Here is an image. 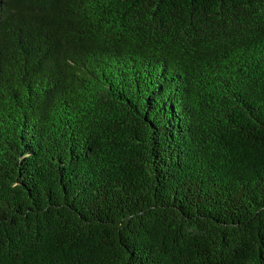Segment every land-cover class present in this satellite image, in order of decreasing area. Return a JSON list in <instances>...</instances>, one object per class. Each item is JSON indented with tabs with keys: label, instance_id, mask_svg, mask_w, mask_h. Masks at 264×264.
<instances>
[{
	"label": "trees",
	"instance_id": "1",
	"mask_svg": "<svg viewBox=\"0 0 264 264\" xmlns=\"http://www.w3.org/2000/svg\"><path fill=\"white\" fill-rule=\"evenodd\" d=\"M0 264H264V0H0Z\"/></svg>",
	"mask_w": 264,
	"mask_h": 264
}]
</instances>
